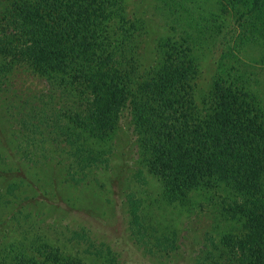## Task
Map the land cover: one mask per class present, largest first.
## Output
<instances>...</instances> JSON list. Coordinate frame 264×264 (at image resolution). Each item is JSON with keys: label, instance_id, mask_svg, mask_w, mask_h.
Listing matches in <instances>:
<instances>
[{"label": "trees", "instance_id": "16d2710c", "mask_svg": "<svg viewBox=\"0 0 264 264\" xmlns=\"http://www.w3.org/2000/svg\"><path fill=\"white\" fill-rule=\"evenodd\" d=\"M181 6L160 0L155 8L174 33L159 38L163 55L144 67L141 50L150 28L129 12L127 0H0V92L18 70L43 81L45 91L18 100L16 117L10 114L23 154L59 145L77 165L109 159L119 119L128 111L141 160L169 197L224 183L233 189L226 211L239 216L243 228L223 238L230 253L223 264H264V112L240 75L233 76L242 63L232 52L231 76L197 91L196 52L209 44L207 23ZM257 10H264V0ZM257 28L264 37V14ZM245 40L251 38L245 35L239 45ZM21 186L9 183L0 192L1 209L12 204L22 212L25 205L13 199ZM48 242L26 233L0 241V264H85ZM105 252L113 258L111 249Z\"/></svg>", "mask_w": 264, "mask_h": 264}, {"label": "rangeland", "instance_id": "374dc122", "mask_svg": "<svg viewBox=\"0 0 264 264\" xmlns=\"http://www.w3.org/2000/svg\"><path fill=\"white\" fill-rule=\"evenodd\" d=\"M173 1L202 15L207 23L203 36L209 44L196 52L201 63L197 91L207 92L215 78L231 76L235 60L228 53L232 52L242 63L233 76L240 75L264 112V37L257 28L258 17L264 14L257 10L261 0ZM127 2L129 12L148 21L150 33L141 54L144 67H150L163 55L159 38L174 32L167 31L165 21L156 13L160 0ZM245 35L251 40L239 45ZM216 40L223 43L216 45ZM223 53L225 63L220 65ZM46 88L43 81L18 70L0 92V192L9 183L24 182L13 199L18 206L25 205L22 212L12 204L0 208V241H14L24 233L43 235L53 247L85 264L229 261L223 238L240 234L243 228L242 219L226 211L233 189L224 183L197 187L181 198L169 197L163 181L141 160L128 111L119 119L110 142L112 153L104 163L73 164L65 147L50 144L44 145V152V146L40 148V156L25 157L17 137L16 104ZM30 211L33 216L24 218ZM107 247L113 258L105 252Z\"/></svg>", "mask_w": 264, "mask_h": 264}]
</instances>
